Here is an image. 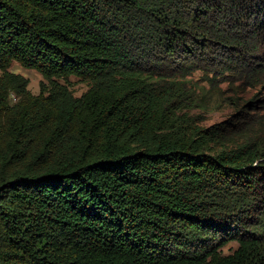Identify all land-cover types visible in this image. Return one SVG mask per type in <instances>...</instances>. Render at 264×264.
<instances>
[{
	"label": "trees",
	"instance_id": "trees-1",
	"mask_svg": "<svg viewBox=\"0 0 264 264\" xmlns=\"http://www.w3.org/2000/svg\"><path fill=\"white\" fill-rule=\"evenodd\" d=\"M0 71V264H264V0H0Z\"/></svg>",
	"mask_w": 264,
	"mask_h": 264
},
{
	"label": "rangeland",
	"instance_id": "rangeland-1",
	"mask_svg": "<svg viewBox=\"0 0 264 264\" xmlns=\"http://www.w3.org/2000/svg\"><path fill=\"white\" fill-rule=\"evenodd\" d=\"M9 71L12 74L22 76L28 81V87L27 90L31 93L33 96H39L42 93V89H44L46 92L44 93V96L47 97L51 92V83H49L47 80H45L40 72L37 70L27 69L21 66L18 62H13ZM2 75V72L0 71V77ZM199 78V74L195 75V79ZM59 84L63 87H66L69 94H71V97L73 98H80L85 94L89 88L90 84L87 82H83L77 78L71 77L67 82H64L62 80H59ZM224 88L227 87V85L223 86ZM229 90H227L228 92ZM227 97H231L233 101H230L229 103H222L221 105H215L212 106L211 110L207 113H201V117H203L205 120L202 123L204 127H208L214 124H219L225 121L230 120L235 115L240 116V120L238 121L239 125H245L247 123L254 126L256 129L257 127H261V125H264V87H257L255 89H248L246 92L239 94L238 96H234L233 94H230L228 92ZM21 102V98L18 97L16 94H13L10 98L9 107L11 110H9L8 115L5 114L0 119V128L1 132L4 133V124L9 121L11 118V114H13L16 111V106L19 105ZM237 102V105H233L231 103ZM251 102L255 103V108L252 111V108L250 109H243L246 105H248ZM196 112V111H195ZM199 112V111H197ZM238 247V244L236 242H230L227 246L223 248V254L229 255L232 254Z\"/></svg>",
	"mask_w": 264,
	"mask_h": 264
}]
</instances>
